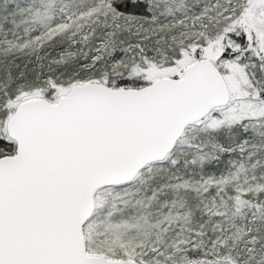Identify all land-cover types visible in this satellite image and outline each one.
I'll list each match as a JSON object with an SVG mask.
<instances>
[{"label": "snow or ice", "instance_id": "1", "mask_svg": "<svg viewBox=\"0 0 264 264\" xmlns=\"http://www.w3.org/2000/svg\"><path fill=\"white\" fill-rule=\"evenodd\" d=\"M0 264H264V0H0Z\"/></svg>", "mask_w": 264, "mask_h": 264}]
</instances>
